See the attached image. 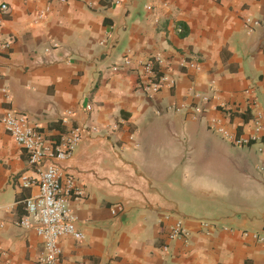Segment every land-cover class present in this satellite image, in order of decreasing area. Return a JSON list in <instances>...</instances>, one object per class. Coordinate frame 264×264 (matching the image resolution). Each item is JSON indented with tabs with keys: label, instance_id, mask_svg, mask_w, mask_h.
<instances>
[{
	"label": "crops",
	"instance_id": "0c3cea01",
	"mask_svg": "<svg viewBox=\"0 0 264 264\" xmlns=\"http://www.w3.org/2000/svg\"><path fill=\"white\" fill-rule=\"evenodd\" d=\"M46 3L0 0L12 42L0 116L26 114L57 141L86 128L58 162L83 191L71 207L84 235L60 239L58 264H264L259 140L209 128L247 139L260 117L264 135V0H66L38 21ZM246 19L259 21L251 33ZM156 58L151 95L141 65ZM37 182L0 123V264L37 263L42 240L18 225ZM177 221L188 236L170 240Z\"/></svg>",
	"mask_w": 264,
	"mask_h": 264
},
{
	"label": "built area",
	"instance_id": "2783aa9c",
	"mask_svg": "<svg viewBox=\"0 0 264 264\" xmlns=\"http://www.w3.org/2000/svg\"><path fill=\"white\" fill-rule=\"evenodd\" d=\"M46 5L37 14V20L40 21L46 17L50 11L51 3H65L66 0H46ZM5 4L0 5V11H7ZM259 25V21L246 19L244 28L246 32L251 33ZM10 40L0 41V52H7L11 47ZM161 64V59L147 61L141 65V74L144 77L143 89L149 94H156L159 91V85L162 82V75L157 76L159 72L155 65ZM2 69L0 67V76ZM206 101V99H204ZM87 110L91 107L87 106ZM197 112H201L199 108ZM63 122L66 119L62 120ZM0 123L7 133L13 138L14 142L28 154L29 165L34 168L38 174V193L28 197L24 201L25 215L20 219L18 225L29 228L33 226L37 235L42 240V250L39 254L36 264H58L62 249L59 241L63 237H71L76 241L84 239L83 233L76 226V216L71 207V203L83 196V191L78 181L70 176H63L58 166V162L71 157L73 151L85 136V127H76L62 135L58 141L47 138L28 115L6 111L0 116ZM209 128L213 132L223 136L229 142L236 146H247L252 142L259 140L257 152L264 156V135H260L263 126L260 117L253 121V132L247 139H241L225 129L218 123V120L211 119ZM90 130V129H89ZM262 139H259L261 138ZM260 179L264 182V161L256 167ZM35 219L32 225L31 220ZM187 231L182 222L177 221L171 227L168 238L186 239ZM253 238L258 243L264 244V235L253 234ZM3 254L0 252V258Z\"/></svg>",
	"mask_w": 264,
	"mask_h": 264
},
{
	"label": "trees",
	"instance_id": "16d2710c",
	"mask_svg": "<svg viewBox=\"0 0 264 264\" xmlns=\"http://www.w3.org/2000/svg\"><path fill=\"white\" fill-rule=\"evenodd\" d=\"M157 76H158V77L161 76V73L158 72V73H157ZM50 139H51V138H50ZM51 140H53V139H51ZM55 141H57V140H55Z\"/></svg>",
	"mask_w": 264,
	"mask_h": 264
}]
</instances>
